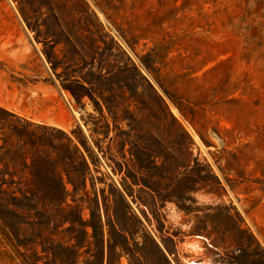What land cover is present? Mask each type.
Returning <instances> with one entry per match:
<instances>
[{"label":"rangeland","instance_id":"374dc122","mask_svg":"<svg viewBox=\"0 0 264 264\" xmlns=\"http://www.w3.org/2000/svg\"><path fill=\"white\" fill-rule=\"evenodd\" d=\"M36 124L65 131L86 156L91 174L75 198H14L20 186L58 182L33 179V155L45 169L80 163L60 132ZM38 138L44 146L33 147ZM144 183L166 189L164 200ZM125 186L134 217L116 192ZM0 187V264H108V243L121 238L107 217L129 229L131 247L112 251L111 264H255L264 0H0ZM91 206L105 227L104 263L92 229L81 231Z\"/></svg>","mask_w":264,"mask_h":264},{"label":"trees","instance_id":"16d2710c","mask_svg":"<svg viewBox=\"0 0 264 264\" xmlns=\"http://www.w3.org/2000/svg\"><path fill=\"white\" fill-rule=\"evenodd\" d=\"M143 64L145 65L146 69L151 72V65L149 63H146V61H143ZM134 67L136 68V70H138L139 74L141 75V77L144 79V81H146L148 83V85L150 87H152L153 89H155L154 85L152 84V82L139 70L138 66L133 63ZM156 81L158 82V84L165 90V92L167 93L166 88L164 87V85L161 83V80L158 76L155 77ZM89 83H93V81H89ZM72 92V91H71ZM73 93V92H72ZM86 93L92 97L91 95V91L89 89H86ZM85 93V94H86ZM74 94V93H73ZM168 94V93H167ZM162 100L164 101V99L162 98ZM171 100L177 104L172 98ZM165 102V101H164ZM178 108L181 110V107L177 104ZM182 111V110H181ZM33 124H28V127L31 126ZM27 128V126H26ZM36 131L41 130V131H48L51 130V135L53 134V131H58L61 133L62 136H56L58 139H62L64 142L62 143V147H64L65 149H67L68 151H70V156L71 159H74V156L78 157L80 159V163L79 165L74 164V160H71L69 162H65L63 165V168L61 170H57L55 167L52 169H45V168H41L38 167L39 162L43 159L42 155H37L36 154L39 152V149H36L34 151V154L36 157H32V169H31V175L33 176L34 180H37L41 177H47V178H53L56 179V184H53L50 188H46L42 185H37L36 187H30V188H26L27 190H25V188H23V186H20L18 188V191L21 193V196H15V199L18 200H32V199H38V200H49L50 202H56V203H63L66 202L68 197L70 195H72L75 198V195L77 193H79L80 191H86V181H87V177L91 174L90 172V166L88 163V160L86 158V156L84 155V153L82 152V150L80 149V146L78 145V143L74 140V138L69 135L68 133H66L65 131L56 129V128H49L47 125H43V124H36L35 125ZM182 129L183 126H182ZM187 137L192 140L190 134L184 129ZM33 134L37 133V132H32ZM41 138H38L37 140H30L31 145L34 147L36 145H40V146H44L43 144L41 145ZM38 143V144H37ZM82 143L84 144V142L82 141ZM51 147H54L52 144H49ZM24 154H21V158H24V161L26 163V159L27 157L23 156ZM74 155V156H73ZM208 169L210 171H212V168L210 165H208ZM192 173H194V170H190L188 172H184L183 175H185L186 177H189L190 175H192ZM134 175L133 179L136 180L135 183L139 184V181L137 180V175L136 174H132ZM214 179L216 182L219 183V181H217V178L215 175ZM65 177L67 178V181H65ZM36 183V181H34V184ZM68 183H71L73 186V190L72 192L69 190L68 188ZM19 185H22V183H18ZM145 187L147 189H149L152 194H154V198H159V200H164V198L166 197L165 195H162V192L166 189H162L159 186H152L149 185L147 183H144ZM1 189V187H0ZM116 192L118 194V196L120 197V199L122 200V202L124 203L125 207H126V214L130 215L131 217H134L133 211L131 210V207L129 205V202L127 200V196L126 194H128L129 196L132 197L133 200H136V196L133 192V189L131 187H127L125 186L124 189H116ZM30 193V194H29ZM4 198V193L0 192V199ZM77 200V199H74ZM79 200L81 202H89V205H91V202H96L97 205V199L96 198H92L89 199L88 197L85 196H81L79 197ZM83 211V208L81 207V212ZM108 220V232L109 234H113L114 231H116L118 233V235L120 236V240L117 243H111L109 241L108 243V248H109V259H108V264H111V253L112 251H116L117 249H119V256H121L123 253H130V249L131 247L129 246V241H128V237L126 235L127 232H129V229L127 227H119L116 228L115 225L112 224V220ZM80 224L82 226V234L83 236L86 238L89 236V227L92 229V235L94 238L97 239L96 244L98 245V250H100V252L102 253L101 256V261L102 263H104V256H105V242H104V237H105V227L104 224L102 222L101 216L99 218V211H97V209L95 207L91 206V212H90V218L88 220H84L83 217H80ZM252 238L253 235H251ZM101 238V239H99ZM255 244H257L255 246V264H264V248L261 247V245L258 243V241L255 239ZM243 249H247L249 247V244L246 243L245 241H242L241 245H240Z\"/></svg>","mask_w":264,"mask_h":264}]
</instances>
